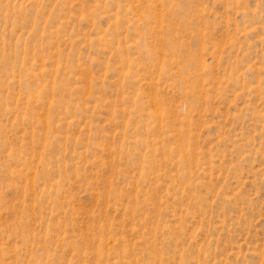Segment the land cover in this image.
I'll return each instance as SVG.
<instances>
[{
    "label": "rangeland",
    "instance_id": "obj_1",
    "mask_svg": "<svg viewBox=\"0 0 264 264\" xmlns=\"http://www.w3.org/2000/svg\"><path fill=\"white\" fill-rule=\"evenodd\" d=\"M0 264H264V0H0Z\"/></svg>",
    "mask_w": 264,
    "mask_h": 264
}]
</instances>
